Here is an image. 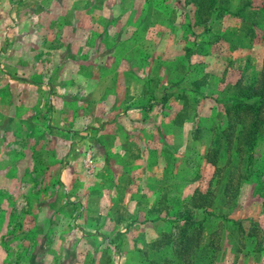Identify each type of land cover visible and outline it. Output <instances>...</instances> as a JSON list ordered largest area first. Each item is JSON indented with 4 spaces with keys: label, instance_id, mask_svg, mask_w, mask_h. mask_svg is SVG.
Returning <instances> with one entry per match:
<instances>
[{
    "label": "rangeland",
    "instance_id": "rangeland-1",
    "mask_svg": "<svg viewBox=\"0 0 264 264\" xmlns=\"http://www.w3.org/2000/svg\"><path fill=\"white\" fill-rule=\"evenodd\" d=\"M18 1L38 12L34 38L60 39L62 15L72 14L62 0ZM189 1L77 0L72 43H57L54 75L42 68L36 76L52 103L16 94L11 105L10 89H0V264H178L151 243L184 219L199 223L191 264H264V101L240 96L264 82V0H216L208 18ZM38 49L47 67L51 47ZM130 107L170 135L157 131L158 148L151 143V166L163 170L151 172V186L159 183L151 209L137 206L146 216L132 205L101 209L102 182L84 167L88 153L94 167L121 160L101 137L122 136L116 119ZM105 213L149 219L136 228L149 225L151 241L143 236L140 250L124 243L126 228L110 226Z\"/></svg>",
    "mask_w": 264,
    "mask_h": 264
},
{
    "label": "crops",
    "instance_id": "crops-1",
    "mask_svg": "<svg viewBox=\"0 0 264 264\" xmlns=\"http://www.w3.org/2000/svg\"><path fill=\"white\" fill-rule=\"evenodd\" d=\"M76 1L77 0L61 1V5L66 6L64 15H66V13L72 14L65 18L62 15L63 22L61 26L62 33L59 37L60 39L57 38L55 42L50 44L47 42L48 40L46 41L45 39H41V37L39 39H37V37H33V33L31 32L35 29L33 19L38 14V12H35V7L27 8L26 6L21 5L18 0H0V87L3 85V88L0 89H10L9 101L11 105L16 102V94L17 97L18 95H23V97L20 98V102L25 100L27 104H30L32 101L40 104L41 100H46L47 103H52V100L48 95L49 91L47 89H38V86L41 85V83L36 80V76H38V71L42 70V68H47L53 72V70L59 67L61 59L57 54V52L60 51L57 49L59 48L57 46L58 42L59 44L67 43V45L68 43H72L73 39L71 34H76L74 31L77 29L75 25L76 20L73 19L72 16L81 11L75 7ZM13 5H16V7H12ZM40 13L41 9L39 11V14ZM54 18L58 19L59 15L55 14L54 17H51L50 20L45 22L46 24H41L40 32L44 31L45 27L49 29V22ZM69 18L73 20V24L68 22ZM98 28H101L100 24H94L92 26V30H98ZM39 44L42 47H51L50 55L52 59H48L49 62L47 61V67L43 66V61L35 59L36 54L33 55V52H41V50L38 49ZM53 48L56 49L54 50ZM17 53H19V55L17 57H13V55L16 56ZM22 53H24V55H22ZM18 61L19 63L21 62L26 64L20 65ZM51 75H54V72ZM25 78L29 80L25 81ZM131 91L133 90L131 89ZM0 100L2 99L0 98ZM97 103L96 106L98 105V107H100L101 105ZM87 108L90 114L95 111L96 108L93 100L89 103ZM126 111L127 112L123 116L116 119V122H118L117 126L121 129L122 136L118 134H106L101 137V140L105 139V142L111 140V145L115 149L113 152L116 155L119 154L121 156V160L115 163L114 168H108L103 162H98L95 165L94 175L97 176V182L99 184L102 182L100 185L103 187V189L99 188L100 193L97 195V204H99V207L103 210L112 208L114 205H117L118 208L121 206L122 211L125 210L124 208L132 205L131 209L135 207L134 210H143V213L142 211L137 213L146 216L148 212L143 208L149 206V210L151 209V187L158 186L159 184L156 183L151 186V172H158V170L161 172L163 170V168L158 169L157 164L151 166V143L153 142L154 147L156 146L155 148H158L156 142H158L159 139L155 140L156 136L159 137L155 134L157 131H161L164 138H167L170 135L168 134L167 136L168 131L165 132L164 128H162V124L159 122L153 123L150 117H135L138 114L136 108L130 107V109H127ZM116 122L109 124L107 128L109 127V129H111V126L116 124ZM67 123L71 126L72 121H68ZM151 126H154L157 130H155V128H152L151 130ZM125 130H128L129 132H125ZM151 132L153 133L152 136ZM190 133L191 131L186 130V128L181 129L182 136L180 139L182 143L185 142V146H191L189 142L193 141L191 136L188 138ZM122 138L126 140L124 144L122 142ZM194 138L199 139V136L197 135ZM54 140L55 143H59L58 139L54 138ZM169 142L170 141L164 139L160 143L164 146L168 145ZM6 150L8 149L6 148ZM4 158L6 161V159L9 158V155L8 158L7 156H4ZM134 170H137L139 174L136 175ZM165 170L167 171V169ZM109 179L112 181H107ZM107 185H112V188L110 191L106 192V189H108L106 188ZM134 210L132 211L136 212ZM105 214V216H108L106 220H109L108 223L110 226L114 225L119 229L126 228L124 229V232L126 231V233L120 236L125 240L124 243H130V246H135V248L140 250V245L138 244L141 242L140 240L143 236L149 237L147 242L151 241V231L148 229L150 227L149 225L145 224V229L137 230L136 228L137 222L140 224L141 221H146L147 219L138 218L139 215L136 213V215L132 213L127 217L124 213L118 218H112L111 215L107 213ZM147 221H149V219ZM131 223H134L132 225L135 226L133 230ZM156 239L152 238V240Z\"/></svg>",
    "mask_w": 264,
    "mask_h": 264
},
{
    "label": "trees",
    "instance_id": "trees-1",
    "mask_svg": "<svg viewBox=\"0 0 264 264\" xmlns=\"http://www.w3.org/2000/svg\"><path fill=\"white\" fill-rule=\"evenodd\" d=\"M189 3L194 8L193 13L197 12L198 15L201 16L206 15L207 18L216 10L215 5L217 4L216 0H190ZM240 94V96H244L246 98L258 96V101L263 102L264 82L260 85L257 84L256 86H243ZM247 106L250 105L248 104L246 105V107ZM227 139L229 140V138ZM201 204L203 203L199 201V203H196L194 205L195 207L200 208V206H202ZM198 226L199 223L184 219L183 221H181V223H177L176 225H174V232L168 233L166 235H160V237L158 236L157 239L151 243V248H169L172 258L175 257L178 264H191L189 256L193 254V252V255H197V250L201 241L194 236L195 233L198 234ZM162 261H165L167 264L173 263L172 259L167 260V258H163L160 262ZM156 264H158V262H156Z\"/></svg>",
    "mask_w": 264,
    "mask_h": 264
},
{
    "label": "built area",
    "instance_id": "built-area-1",
    "mask_svg": "<svg viewBox=\"0 0 264 264\" xmlns=\"http://www.w3.org/2000/svg\"><path fill=\"white\" fill-rule=\"evenodd\" d=\"M84 167L89 174L93 173L94 164H93L92 156L89 153L86 155V159L84 160Z\"/></svg>",
    "mask_w": 264,
    "mask_h": 264
}]
</instances>
